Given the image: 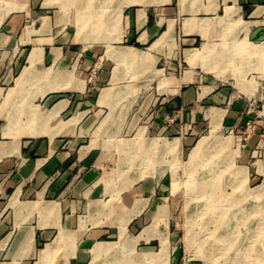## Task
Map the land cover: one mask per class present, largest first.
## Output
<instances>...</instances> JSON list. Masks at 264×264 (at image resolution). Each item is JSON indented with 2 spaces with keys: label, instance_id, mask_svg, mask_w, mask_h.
I'll list each match as a JSON object with an SVG mask.
<instances>
[{
  "label": "rangeland",
  "instance_id": "obj_1",
  "mask_svg": "<svg viewBox=\"0 0 264 264\" xmlns=\"http://www.w3.org/2000/svg\"><path fill=\"white\" fill-rule=\"evenodd\" d=\"M28 2L0 0V28L9 15L24 13ZM135 3L107 0L100 5L95 1L88 11V23L81 25L79 10L88 0H41L31 17L50 15L57 23L56 33L69 34L77 46L102 56L111 46L120 45L126 31V9L119 18L117 9ZM241 17L255 22L258 31L246 33L244 27L227 26L225 43L199 47L195 50L199 56L188 62L189 68L199 72V84L215 82L221 102L214 105L215 116L199 127L194 123L184 129L183 135L192 132L188 141L179 135L163 139L150 133L149 124L156 119L159 106L144 107L143 96L132 103L135 95L120 98L110 111L109 115L125 114L126 122H103L98 125L97 137L83 138L80 143L108 151L109 174L148 182L135 193V203L144 213H117L114 208L126 186L100 184L99 202L112 211L88 213L94 207L84 202L80 213H65L63 224L74 232L59 235L56 231L51 240L65 248L43 257L45 245L36 244L31 264H56L61 257L72 264L71 247L78 253L81 245L86 247L82 264H264V0H248ZM98 18L105 24L93 27L91 22ZM233 32L235 40L227 39ZM13 40H0L4 60L16 52L19 44ZM25 57L20 69L26 65ZM181 59L178 74L186 68V58ZM169 72L163 71L161 78L167 81L173 76ZM145 92L167 91L153 87ZM128 101L130 105L125 107ZM161 120L158 129L166 132L179 120L178 112ZM85 170L83 166L76 174L83 177ZM10 195L0 200V213L12 212ZM40 214L33 213L19 225L27 220L36 225L46 217V213ZM98 242L115 244V249L95 257L93 249Z\"/></svg>",
  "mask_w": 264,
  "mask_h": 264
},
{
  "label": "crops",
  "instance_id": "obj_2",
  "mask_svg": "<svg viewBox=\"0 0 264 264\" xmlns=\"http://www.w3.org/2000/svg\"><path fill=\"white\" fill-rule=\"evenodd\" d=\"M28 1L24 13L9 15L0 28V40L19 44L12 57H0V200L10 193L13 204L11 213H0V264H31L36 244L45 245L43 257L61 251L52 235L74 232L63 224L65 213H80L84 202L94 207L88 213H110L112 207L99 202L100 184L126 186L114 208L117 213H144L135 193L148 182L109 174L108 151L80 146L82 139L97 137L103 122H126L122 112L108 114L120 98L137 95L132 103L143 96L144 107L159 106L150 133L188 141L192 132L183 135L184 129L194 123L199 127L221 104L215 82L199 84V72L188 67L191 54L224 42L227 26L258 31L255 22L241 17L248 0H138L122 4L126 31L120 45L99 56L77 46L69 34L56 33L50 15L32 18L41 0ZM37 48L42 56L32 61ZM130 51L136 56H127ZM24 57L26 65L20 69ZM183 57L186 68L178 74ZM163 71L173 76L165 81ZM153 87L167 92H145ZM172 112H178L179 120L168 131L159 130L161 118ZM83 166L80 177L76 172ZM33 213L46 217L36 225L33 220L19 225ZM76 250L71 247L70 261L82 264L86 247ZM63 260L56 264H66Z\"/></svg>",
  "mask_w": 264,
  "mask_h": 264
},
{
  "label": "bare ground",
  "instance_id": "obj_3",
  "mask_svg": "<svg viewBox=\"0 0 264 264\" xmlns=\"http://www.w3.org/2000/svg\"><path fill=\"white\" fill-rule=\"evenodd\" d=\"M95 1H97V3H99L100 5H102V3L103 2H106L107 0H95ZM95 1L94 0H88V4H87V6H85V7H83V8H80V10H79V16H78V21L80 22V24L81 25H86L88 22V14H89V9L91 8V4L93 5V4H95ZM138 0H129V3L130 2H137ZM125 2V1H124ZM15 5V4H14ZM99 6V5H98ZM15 7V6H14ZM22 7H23V5H22ZM26 7V6H25ZM122 7L123 6H121V7H119V9H117V13H116V17L117 18H119L120 16H121V11H122ZM11 8H13V6H11ZM192 13H194V12H192ZM186 15V14H185ZM189 17V16H188ZM191 19V18H190ZM98 20H99V18L98 19H96V20H94V21H92L91 22V24H93V27H94V25L96 26L98 23H102V25L101 26H103V24H105L103 21L102 22H98ZM120 20V19H119ZM189 20V19H188ZM101 21V20H100ZM190 21V20H189ZM188 21V22H189ZM78 22V23H79ZM87 22V23H86ZM172 24V23H171ZM191 24V23H190ZM189 24V25H190ZM99 25V24H98ZM100 28V27H99ZM171 28V27H170ZM83 29V28H82ZM98 29V28H97ZM101 30V32H102V27L100 28ZM32 30H34L33 28H32ZM98 31H99V29H98ZM29 32H30V30H29ZM94 32H95V30H94ZM97 32V31H96ZM99 34H101V33H99ZM98 35V34H97ZM224 41V40H223ZM223 43H225V42H223ZM217 44V43H216ZM213 47V46H212ZM254 48V47H253ZM209 49V48H208ZM212 49V48H211ZM210 49V51H212ZM41 50H42V48H37L36 50H35V56H33L32 57V61H35L37 58H41ZM251 50V49H250ZM254 50H256V49H254ZM264 50V49H263ZM207 51V50H206ZM209 51V52H210ZM252 51V50H251ZM205 52V51H204ZM249 52V51H248ZM253 52V51H252ZM256 52V51H255ZM263 52V51H262ZM251 53V52H250ZM264 53V52H263ZM211 54V53H210ZM252 54V53H251ZM126 55L127 56H131V57H134V56H136V51H130V52H126ZM207 55V54H206ZM39 56V57H38ZM199 55H198V53H192L191 54V58L190 59H193V58H195V57H198ZM34 57H36V58H34ZM131 57H129V58H131ZM209 57V56H208ZM207 58V57H206ZM134 59V58H133ZM132 59V60H133ZM205 60H207V59H205ZM137 61V60H136ZM143 62H144V59H143ZM192 62V61H191ZM146 63V62H145ZM150 63V62H149ZM49 71V70H48ZM47 71V72H48ZM46 73V72H45ZM49 75V74H48ZM108 94V93H107ZM111 108H112V106H111ZM111 113V112H110ZM109 115V114H108ZM125 117V116H124ZM106 120V119H105ZM104 121V120H103ZM123 121V120H122ZM214 121V120H213ZM222 123V122H221ZM220 123V124H221ZM103 124V123H102ZM105 124V123H104ZM122 125V124H121ZM220 126V125H219ZM216 129V128H215ZM211 133V132H210ZM141 138V137H140ZM204 141V140H203ZM202 141V142H203ZM140 142V141H139ZM140 144H142V142L140 143ZM120 145V144H119ZM129 145V144H128ZM136 146V145H135ZM141 147H143V146H140V149H141ZM170 147H172V146H170ZM173 148V147H172ZM125 152V151H124ZM198 152H199V148H198V150H196L195 151V153H194V157H196L197 156V154H198ZM139 154V153H138ZM141 154V153H140ZM138 157V156H137ZM133 166H134V164H133ZM131 168H132V166H131ZM125 173V172H124ZM123 173V174H124ZM139 173V172H138ZM137 174V173H136ZM136 176V175H135ZM215 179H216V177H215ZM136 180V179H135ZM127 181V180H126ZM131 181V180H130ZM129 183V182H128ZM134 183V182H133ZM126 185V184H125ZM262 188H263V186H262ZM256 190H261L260 188H257ZM259 192H257V194H258ZM162 214V213H161ZM163 220V219H162ZM162 220H161V222H162ZM124 230H125V228H124ZM145 236V235H144ZM102 241V240H101ZM106 242V241H105ZM113 249H115V244H105V243H102V242H100V243H98L96 246H95V248L93 249V251H94V256L95 257H98L101 253H106V252H108V251H111V250H113ZM95 260V259H94ZM115 262H109V264H114ZM38 264V263H37Z\"/></svg>",
  "mask_w": 264,
  "mask_h": 264
}]
</instances>
